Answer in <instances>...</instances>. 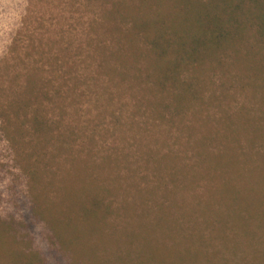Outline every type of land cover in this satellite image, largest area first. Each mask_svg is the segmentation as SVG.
Segmentation results:
<instances>
[{
    "label": "rangeland",
    "instance_id": "obj_1",
    "mask_svg": "<svg viewBox=\"0 0 264 264\" xmlns=\"http://www.w3.org/2000/svg\"><path fill=\"white\" fill-rule=\"evenodd\" d=\"M154 10L0 0V264H264V45L188 67L175 107L130 35Z\"/></svg>",
    "mask_w": 264,
    "mask_h": 264
},
{
    "label": "trees",
    "instance_id": "obj_2",
    "mask_svg": "<svg viewBox=\"0 0 264 264\" xmlns=\"http://www.w3.org/2000/svg\"><path fill=\"white\" fill-rule=\"evenodd\" d=\"M152 1L155 2L153 13L132 21L129 30L131 36H138L145 45L154 79L162 90L183 83L181 73L188 67L194 72L200 71L212 60L219 62L225 53L238 52L240 43L248 40L250 32L264 45V0H174L169 10H163L166 0ZM246 56L244 69L264 75L260 61L252 59L250 54L249 58ZM187 86L180 84L184 91L171 93L175 107L186 99ZM211 160L216 161V158ZM229 163L228 160L226 164ZM102 204L97 196L89 202L83 199L77 204L71 203L67 209L71 214L68 219L102 218L108 209L101 210ZM31 208L22 216L29 217L31 213L40 219L43 214Z\"/></svg>",
    "mask_w": 264,
    "mask_h": 264
}]
</instances>
